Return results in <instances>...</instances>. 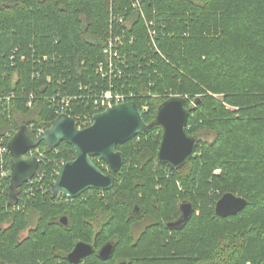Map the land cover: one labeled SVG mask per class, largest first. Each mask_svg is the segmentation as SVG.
Here are the masks:
<instances>
[{"label": "trees", "instance_id": "obj_1", "mask_svg": "<svg viewBox=\"0 0 264 264\" xmlns=\"http://www.w3.org/2000/svg\"><path fill=\"white\" fill-rule=\"evenodd\" d=\"M140 2L139 9L134 0H0V142L23 126L36 135L47 130L58 117L52 96L77 93L87 75L96 80L113 12L125 19L114 26L126 34L121 54L135 77V103L150 105L145 121L170 97H184L187 132L199 143L176 170L158 162L163 132L155 125L117 147L126 161L112 190L73 201L53 196L51 186L56 162L75 151L41 144V179L18 189L16 199L11 178L0 176V264H71L79 242L95 250L79 264H264V0ZM91 109L72 104L70 114ZM208 134L213 140H203ZM5 159L10 169L11 156ZM94 162L111 173L102 159ZM225 194L246 199V209L217 216ZM185 202L192 217L169 229ZM109 243L113 255L102 260Z\"/></svg>", "mask_w": 264, "mask_h": 264}, {"label": "water", "instance_id": "obj_2", "mask_svg": "<svg viewBox=\"0 0 264 264\" xmlns=\"http://www.w3.org/2000/svg\"><path fill=\"white\" fill-rule=\"evenodd\" d=\"M189 110L186 100L181 96L170 97L157 110L155 120L148 124L135 102L115 105L96 114L87 128L80 129L74 119L61 115L41 135L36 136L29 126H23L10 140L8 148L11 156V182L9 190L13 199L17 191L29 183L36 175L40 161L27 154L41 144L54 149L62 143L73 147L76 158L66 162L59 170L57 180L51 186L53 196L63 195L76 200L87 191L108 192L115 186L116 177L125 164V155L117 150L155 125L162 128V141L158 150V162L180 170L195 156L199 143L187 132ZM102 159L111 173H104L94 162ZM248 202L243 197L225 194L215 207L216 215L221 218L236 216L246 209ZM181 218L169 223V229H181L193 215V205L182 203ZM61 223L67 226L66 217ZM94 247L79 242L67 256L71 264H79L93 255ZM114 252L113 244L105 245L98 253L102 260H108Z\"/></svg>", "mask_w": 264, "mask_h": 264}, {"label": "built area", "instance_id": "obj_3", "mask_svg": "<svg viewBox=\"0 0 264 264\" xmlns=\"http://www.w3.org/2000/svg\"><path fill=\"white\" fill-rule=\"evenodd\" d=\"M134 7L139 9L141 8L140 0H134ZM114 21H118L119 23L123 24L125 19L124 17H117L113 14V12H111L110 36L103 50V60L97 64L94 71L96 80L93 78V76L87 75L85 81L80 83L78 86L77 93L69 94L68 92L60 90L57 91L54 96H52V100L55 105V114L58 117L64 114L72 116L70 114V108L72 104H91L92 109L90 111L83 114L74 115L76 126L80 129L90 126L96 114L118 104L135 102V100L139 97L137 92H134L130 89L132 87L129 82L135 77L128 73L131 68L127 56L121 54V48L125 45L126 34L123 32L119 34L117 32L114 26ZM152 25V23L146 22L149 36L152 41H154L156 32L152 29ZM131 40L133 41V38H131ZM44 59L47 60L46 57ZM38 76L39 72L36 71L34 73V77ZM33 99L34 96L31 95L28 103L29 107L33 104ZM139 109L141 114L144 116L149 112L150 105L148 102L142 103L141 108L139 107ZM43 132L44 131L41 130L37 135L39 136ZM13 137L9 135L7 136L9 142ZM9 142H0V154L2 155V160L0 163V176L6 179L11 178L12 175L11 167L10 169L6 168L7 161L5 159V156L8 154L10 155L8 148ZM57 153L59 152L57 151ZM27 155L38 158L40 163L46 159L45 154L40 150V148L32 149ZM65 162L66 161L63 159L56 162L58 166V169L55 171L56 175L58 174L59 168L65 164ZM37 174L30 181V183L33 182V180L37 177ZM38 178L41 179V175L38 174ZM16 204L13 206L14 210L20 209V207L16 208Z\"/></svg>", "mask_w": 264, "mask_h": 264}, {"label": "rangeland", "instance_id": "obj_4", "mask_svg": "<svg viewBox=\"0 0 264 264\" xmlns=\"http://www.w3.org/2000/svg\"><path fill=\"white\" fill-rule=\"evenodd\" d=\"M33 104H34V103H33ZM33 104H32L30 107H32ZM148 104H149V103H148ZM202 138H203V140L211 141V140H213L214 136H213L212 134H208L206 137L204 136V137H202ZM141 231H142V228L137 227L136 230H135V234H136V236H138L139 233H140Z\"/></svg>", "mask_w": 264, "mask_h": 264}, {"label": "flooded vegetation", "instance_id": "obj_5", "mask_svg": "<svg viewBox=\"0 0 264 264\" xmlns=\"http://www.w3.org/2000/svg\"><path fill=\"white\" fill-rule=\"evenodd\" d=\"M70 117H72V116H70ZM72 118H73V117H72ZM73 119H74V118H73ZM86 128H87V127H86ZM35 135H36V134H35ZM36 136H38V135H36ZM58 147H59V146H58ZM38 148H39V147H38ZM72 148H73V147H72ZM54 149H55V148H54ZM73 150H74V149H73ZM74 151H75V150H74ZM75 158H76V156H75ZM75 158H74V159H75ZM95 159H100V158H95ZM95 159H94V160H95ZM72 160H73V159H72ZM70 161H71V160H70ZM66 162H68V161H66ZM66 162H65V163H66ZM63 165H64V164H63ZM63 165H62V166H63ZM62 166H61V167H62ZM107 166H108V165H107ZM39 167H40V165H39ZM61 167H60V168H61ZM60 168H59V170H60ZM108 168H109V166H108ZM100 169H101V168H100ZM38 170H39V168H38ZM59 170H58V174H59ZM101 170H102V169H101ZM109 170H110V168H109ZM110 171H111V170H110ZM103 172H104V171H103ZM37 173H38V171H37ZM37 173H36V174H37ZM104 173H105V172H104ZM58 174H57V176H58ZM107 174H110V172H108ZM56 180H57V177H56ZM56 180H55V181H56ZM55 181H54V183H55ZM54 183H53V184H54ZM53 184H52V185H53ZM61 196H63V195H61Z\"/></svg>", "mask_w": 264, "mask_h": 264}]
</instances>
